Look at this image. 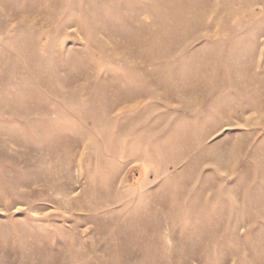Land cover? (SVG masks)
<instances>
[{"label": "rangeland", "instance_id": "1", "mask_svg": "<svg viewBox=\"0 0 264 264\" xmlns=\"http://www.w3.org/2000/svg\"><path fill=\"white\" fill-rule=\"evenodd\" d=\"M0 264H264V0H0Z\"/></svg>", "mask_w": 264, "mask_h": 264}]
</instances>
